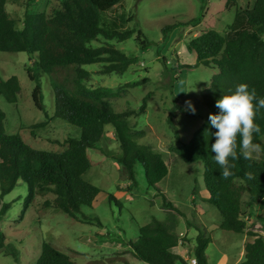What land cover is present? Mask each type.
I'll return each mask as SVG.
<instances>
[{
	"label": "trees",
	"instance_id": "obj_1",
	"mask_svg": "<svg viewBox=\"0 0 264 264\" xmlns=\"http://www.w3.org/2000/svg\"><path fill=\"white\" fill-rule=\"evenodd\" d=\"M8 1L0 0V51L31 55L32 65L27 66L26 70L30 80L36 82L33 91L35 106L44 111L48 118L41 77L43 73L49 74L55 94V118L78 128L80 134L68 136L63 141L51 140L65 147L64 150L36 149L19 134L7 133L6 114L0 108V221L11 207L10 203L3 202L4 196L20 183L26 185L31 200L37 196L53 195V199L45 200L44 208H56L77 220L80 216L85 221L91 219L83 208L93 206L101 189L87 180L85 174L92 166L90 150L96 149L104 140L107 126L114 128L121 152L114 153L108 149L102 152L125 168L132 187L137 186L135 167L141 165L148 184L162 196L163 207L180 213L158 186L169 172L163 155L135 139L133 125L129 121L133 111H116L111 102L112 91L90 84L91 72L86 67L102 63L106 65L107 72L124 73L137 63L135 57L113 46L93 45L101 36L120 42L132 38L136 30L128 23L134 20V15L110 13L121 0H64L62 7L54 9L51 15L27 11L23 28H18L7 10ZM225 1L227 10L236 11L235 21L228 28L229 33L234 35L210 29L187 43L188 50L195 51L197 55V65L218 69L209 86L202 91L203 100L211 109L210 114L219 112L216 101L223 94H231L240 83L248 84L250 89L254 87L258 97H264V0H248L246 7L240 5V0ZM202 18L204 15L187 22L166 25L164 35L167 37L178 24L197 26ZM141 36L139 31L137 40L146 49L149 42L141 40ZM144 82L134 81L127 86H138ZM20 91L21 85L16 75L3 79L0 73V95L7 102L16 104ZM151 95L148 93L145 96L138 113L147 108ZM179 113H185V109L175 100L167 122L179 144L172 145L171 149L184 162L203 163L205 186L209 192L207 200L222 215L219 228L238 234L246 233L245 259L241 264H264V236L248 230L247 221L243 218L244 205L249 209L258 205L260 210H264V158L231 161L235 164L231 169L233 175L224 179L220 175L219 165L212 159L215 153L210 151L215 137L205 136V130L211 133L216 131L210 126L209 116L190 141L183 143L179 140L175 122ZM256 122L261 132L256 135L255 142L264 149V109H261ZM46 126L45 121L33 124L28 129L36 137L38 131ZM93 219L100 222L98 217ZM175 220L171 214L167 220L153 218L150 223L141 226L138 239L129 243L134 256L149 264H189L177 252L180 244ZM196 227L200 232L190 252L197 258L198 264H209L207 249L213 239L205 236V230L200 226ZM0 252L18 260L17 250L6 244L1 232ZM118 258L123 259L124 264H129L125 257L108 260L113 262ZM35 264H76V261L72 255L44 241L41 256Z\"/></svg>",
	"mask_w": 264,
	"mask_h": 264
},
{
	"label": "rangeland",
	"instance_id": "obj_2",
	"mask_svg": "<svg viewBox=\"0 0 264 264\" xmlns=\"http://www.w3.org/2000/svg\"><path fill=\"white\" fill-rule=\"evenodd\" d=\"M63 1L9 0L6 7L18 28H23L27 11L51 15L54 9L62 7ZM247 1L240 0V5L246 7ZM110 13L134 15V20L128 26L136 30L135 34L123 42L101 36L93 45L113 46L135 57L137 63L124 73L107 72L106 65L102 63L86 66L91 72L90 84L112 91L111 102L116 111H133L129 121L133 125L135 139L163 155L169 172L158 186L180 213L163 207L162 196L148 184L141 165L135 167L137 186L132 187L125 168L102 152L106 149L121 152L114 128L107 126L104 140L96 149L90 150L92 166L85 174L87 180L101 189L93 206L83 208L91 219L85 221L80 216L77 220L56 208H44L45 200L53 199V195L37 196L31 200L26 185L20 183L4 196L3 202L10 203L11 207L0 221V232L5 236L6 244L17 250L18 260L0 252V264H35L41 256L44 241L72 255L76 264H124L121 258L109 262V258L115 257H125L129 264H149L134 256L129 243L138 239L141 226L150 223L153 218L167 220L171 214L176 219L175 229L179 234L180 247L177 252L187 255L188 263V259L194 257L189 248L195 245L200 232L196 226H200L205 230V236L213 239L207 249L210 264H240L246 233L238 234L219 228L222 215L207 200L209 192L205 186L204 165L201 161L184 162L171 149L179 142L167 122L177 100L185 113H179L175 122L180 142L186 143L211 113L203 100L202 91L209 86L218 69L197 65V55L195 51L188 50L187 43L210 29L229 33L228 28L235 21L236 11L227 10L225 0H121ZM202 15L204 18L197 26L178 24L165 37L163 28L166 25L187 22ZM139 31L142 33L141 40L149 42L146 49L137 40ZM228 35L234 34L230 32ZM30 57L25 52L0 51L3 79L16 75L21 85L16 104L7 102L0 95V108L6 114V131L19 134L36 149L64 150L65 147L51 140L63 141L68 136H78L80 131L66 121L55 118V94L49 74L43 73L41 77L48 118L44 111L35 106L33 91L36 82L30 80L26 70L27 66L32 65ZM142 80L145 82L138 86H127L128 83ZM148 93L152 95L147 108L138 113ZM188 100L195 105V115L186 110L185 101ZM45 121L46 128L33 137L28 127ZM252 157L262 159L264 153L254 152ZM255 206L249 209L244 205L243 218L247 221L248 230L264 236V210ZM92 217H98L100 222Z\"/></svg>",
	"mask_w": 264,
	"mask_h": 264
},
{
	"label": "clouds",
	"instance_id": "obj_3",
	"mask_svg": "<svg viewBox=\"0 0 264 264\" xmlns=\"http://www.w3.org/2000/svg\"><path fill=\"white\" fill-rule=\"evenodd\" d=\"M187 111L196 114L192 101H185ZM219 112L209 114L210 126L215 128L214 133L205 130V136L215 137L210 145V151L215 153L213 161L219 165L220 175L228 179L235 167V161L243 158L251 160L254 152L264 149L255 142L256 135L261 132L260 125L256 122L261 109H264V97H258L256 89H250L246 83H240L231 94H223L215 105ZM249 175L250 174H247Z\"/></svg>",
	"mask_w": 264,
	"mask_h": 264
},
{
	"label": "crops",
	"instance_id": "obj_4",
	"mask_svg": "<svg viewBox=\"0 0 264 264\" xmlns=\"http://www.w3.org/2000/svg\"><path fill=\"white\" fill-rule=\"evenodd\" d=\"M254 210H256V206L254 207ZM180 232H183V230H181ZM180 232H179V233H180ZM185 232L188 234V231L185 230ZM245 241H246V239H245ZM245 241L243 242L244 245H245ZM209 245H210V244H209ZM179 247H180V246H179ZM208 247H209V246H208ZM189 249L192 250L191 247H190ZM244 253H245V252H244V249H243V251H242V256H243V257H242V261L245 259ZM182 255H183V253H182ZM183 256H184V255H183ZM184 257H185V259H187V255L184 256ZM209 264H210V262H209ZM240 264H241V263H240Z\"/></svg>",
	"mask_w": 264,
	"mask_h": 264
},
{
	"label": "built area",
	"instance_id": "obj_5",
	"mask_svg": "<svg viewBox=\"0 0 264 264\" xmlns=\"http://www.w3.org/2000/svg\"><path fill=\"white\" fill-rule=\"evenodd\" d=\"M180 242L182 243V239L180 240ZM188 260L190 261L189 264H198L196 257H193L191 259L189 258Z\"/></svg>",
	"mask_w": 264,
	"mask_h": 264
}]
</instances>
